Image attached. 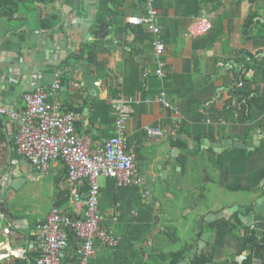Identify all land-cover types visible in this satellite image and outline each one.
Here are the masks:
<instances>
[{
    "label": "crops",
    "instance_id": "obj_1",
    "mask_svg": "<svg viewBox=\"0 0 264 264\" xmlns=\"http://www.w3.org/2000/svg\"><path fill=\"white\" fill-rule=\"evenodd\" d=\"M6 1L9 3L0 6V32L11 24L22 29L28 26L35 32V39H39L36 33L44 31L43 37L47 41L54 35L60 46L65 39L62 33L68 32L69 42L61 48L72 47L75 33H79L74 30L76 26L79 28V22L73 11L54 30L64 17L58 3H54L56 0ZM94 2L93 5L82 3L81 9L86 15L92 6L99 15L101 5L107 8V16L101 17L100 21L114 28L115 39L120 40L119 48L114 55L105 46L95 52L84 47L82 59H87L93 70L96 68L97 90L89 89L79 78L83 70L77 78V75L69 77L65 94L61 87L58 94L62 111L79 114L75 122L76 133L89 137L91 149L96 151L116 135L112 101L124 99L130 109L126 127L128 150L134 153L140 148V155L149 159L152 157L147 154V148H156V142L165 139L163 154L166 156L173 149L179 150L177 159L182 162V175L185 169L188 170L192 183L188 189L181 185L180 189L172 188L173 199H163L158 191L154 192L162 204L157 208L159 224L153 216L154 204L141 194L144 187H119L114 179L102 177V225L113 231L119 243L109 246L96 238L90 264H171L173 253L187 248V256L176 263L179 264L190 256L191 246H194L193 238L189 239L187 232L194 228L195 214L188 210H192L199 199L200 186L205 184L206 187L208 210L205 214H208L219 212L227 204H245L241 201L242 195L254 190L264 179L260 174L264 167V107L260 106L264 105V0H154L164 45V79L156 73L151 32L144 25L131 26L129 23V18L145 11L144 1ZM203 15L212 20V29L199 36L188 34L191 23ZM239 66L242 69L236 79L234 73ZM62 70L57 72L60 73L59 80L66 72ZM40 76L45 77V72ZM162 91L166 92L171 108L156 101ZM25 93L20 96L24 98ZM25 106L24 100H17L14 108L7 111L22 113ZM2 109L0 114L5 118L0 116V176L4 182L0 191V264H37L35 226L47 218L53 206L69 210L74 218L80 217L82 211L72 198L74 184L68 181L64 161L52 160L47 172L38 170L18 150L17 134L21 122L3 113ZM147 126L159 128L161 135L148 134ZM257 134L263 136L261 140L254 138ZM186 139L192 144L186 143ZM229 140L256 147L254 150L221 147ZM195 142L200 147L196 148ZM201 150L205 167L214 182H206L198 160ZM154 173L159 175L155 168ZM176 174L173 166L171 184ZM9 177L13 179L9 180ZM14 183L18 188H12ZM79 189L86 196L87 183L80 182ZM218 197L229 199L224 201ZM167 212L171 214L169 217L165 216ZM186 212L187 218L184 217ZM226 222L230 229L221 235L218 227ZM203 232L211 235L205 249L197 254H212L211 264L239 254L238 240L247 236L255 235L253 253L260 244V239H255V225L233 224L225 217L204 225ZM194 234L197 233L194 231ZM70 237L69 260L78 262L76 249L80 245L74 230H70ZM261 251L264 254V248Z\"/></svg>",
    "mask_w": 264,
    "mask_h": 264
},
{
    "label": "built area",
    "instance_id": "obj_2",
    "mask_svg": "<svg viewBox=\"0 0 264 264\" xmlns=\"http://www.w3.org/2000/svg\"><path fill=\"white\" fill-rule=\"evenodd\" d=\"M145 11L129 18V23L144 25L152 34V45L155 52L156 73L165 78L164 45L160 38L161 28L157 24L158 10L154 0H143ZM213 27L209 16L203 15L195 19L187 32L193 36L207 33ZM60 73L49 89L39 87L24 94L26 103L22 113L6 111L13 119L21 122L17 134V146L31 164L38 170L47 172L52 160L61 159L67 166L68 181L74 184L72 198L76 207L82 211L81 216L74 218L69 210L53 206L45 220L35 226V242L39 253L37 264H90L94 254V240L100 239L104 244L116 246L119 238L103 227L100 214V177L112 178L117 186H141L140 177L135 164V154L127 148L126 127L130 109L128 102L122 98L112 101L116 115V135L109 138L96 151L91 149V139L76 133L75 122L79 114L63 112L58 100L60 90ZM152 100H147L150 102ZM156 101L171 108L166 92L162 91ZM150 135H161L159 128L147 126ZM86 182V196L79 189L80 182ZM70 230H74L80 245L76 249L78 262L70 259L72 241ZM259 258L254 264H261Z\"/></svg>",
    "mask_w": 264,
    "mask_h": 264
},
{
    "label": "water",
    "instance_id": "obj_3",
    "mask_svg": "<svg viewBox=\"0 0 264 264\" xmlns=\"http://www.w3.org/2000/svg\"><path fill=\"white\" fill-rule=\"evenodd\" d=\"M54 3H58L59 9L64 15L62 23L59 26H56L54 30H57L63 24L65 17L70 15L72 11L73 16L78 19L79 28L76 26L74 27V30H77L76 32L79 33H75L74 37L76 39L74 38L72 41V47L67 49L61 48L62 45L65 43L67 44V41L69 42L68 32L62 33V38L65 39L61 41V46L56 42L54 35H51V40L47 41L43 37L44 31L36 33L39 34L36 36L39 39H35V32H32L28 26L22 29L16 28L11 24L4 29V31L0 32V110L4 107L6 111L8 109H13L14 102L17 100H24V98L20 96L23 92L33 91L39 87H46L49 89L56 79V73L58 71L63 72L62 69L66 70L60 79L61 91L63 94H65V85H69L70 83L68 78L76 75L75 78H77L82 70L79 78L84 80L89 89L93 91L97 90L96 83L98 80L95 78L96 68L93 70L89 61L87 59H82L83 53L81 51H84V47H88V49H94L95 52V50H99L100 46H105L107 50H110L116 55L120 42V40L115 39L116 31L104 21H100L102 19L101 17L107 16L108 14L106 7L101 5L98 15V12H95L91 6L85 15L83 9H81L82 3L93 5L95 3L94 0H56ZM65 22L67 23V26L71 25L67 20ZM39 40H42V43ZM38 46H41V48L35 49ZM139 55L142 57L141 53H139ZM112 66H114V64ZM241 69V66L236 68V72L234 73L236 79L238 78ZM42 72H45V77L40 76V73ZM29 84L32 85L30 88L27 86ZM0 116L5 118V115L3 114H0ZM262 137L261 134L254 136L256 140H261ZM164 140L165 139L157 141L156 148H147V154L152 158L148 159L141 156L140 148L134 150L136 168L140 175H144V179L147 182L146 186L142 189L141 194L145 200L149 202L151 200V203L154 204L156 209L153 212V216L155 220H158L159 224L160 216L157 208H160L162 204L153 194L156 190L157 181L164 186L169 185L172 176V167L174 166L177 174L173 178V186L180 189L181 186L179 179L182 176V162L177 159L179 150L173 149L165 156L163 154L165 151ZM185 142L192 144L189 139H186ZM195 143L196 148L200 147V145L197 144L198 142ZM201 145H203V140ZM233 146L238 148L247 147L245 143L239 142V140H229L221 147L228 149ZM255 147L256 146L247 148L254 150ZM198 160L203 173L205 174L206 182H214L210 177L209 170L205 167L202 150L198 155ZM154 168L159 171V177L154 173ZM1 176L0 191H2V185L4 184L3 181L1 182ZM8 179L12 180L13 178L9 177ZM191 183L192 181H190V184ZM11 186L13 189L18 188V185L15 183L11 184ZM188 188L189 187L186 189ZM199 190V199L195 203L193 209L188 210V212H194L195 214L193 216V219H195L193 222L194 228L193 230L188 229L187 232L188 238H193L191 242L194 243V246H191L190 256L179 264H186L187 261L191 262L199 250L205 249L204 246L206 241L210 238L211 233L203 232L204 225H208L223 217L233 224H242L247 227L255 225V239H260V244L255 250L259 252L264 248V179L254 190L247 191L242 195L241 201H245V204H227V207L219 212H211L208 214H205V211L208 210V204L206 203V197L204 194L206 190L205 184L200 186ZM168 195L171 198L174 197L170 193H168ZM218 199L220 198L218 197ZM228 199V197H222L220 200L226 201ZM187 214V212L184 214L185 218H187ZM170 215L169 212L165 214L166 217H169ZM194 231L197 233L196 235L194 234ZM253 241L254 239L248 242L247 248L241 254L234 253L218 264H231V262L235 260L239 262L244 261L253 253Z\"/></svg>",
    "mask_w": 264,
    "mask_h": 264
},
{
    "label": "trees",
    "instance_id": "obj_4",
    "mask_svg": "<svg viewBox=\"0 0 264 264\" xmlns=\"http://www.w3.org/2000/svg\"><path fill=\"white\" fill-rule=\"evenodd\" d=\"M9 2H7L6 0H0V6H4L6 4H8ZM246 106V105H244ZM261 107H264L263 104H260ZM247 110V109H246ZM261 175H264V167L262 168V170L260 171ZM229 226L226 223H221L218 227L219 233L222 235H224L227 230H229ZM255 237V235H250L245 237L243 240H238V250L237 252L240 254L242 253L246 247L249 241L253 240V238ZM187 248L183 251V252H175L173 253V262H171V264H176L180 259H183L187 256ZM39 255V253L37 254ZM254 257H259L262 259V264H264V254L263 251L260 252H255L251 255H249L244 261L242 262H238V261H233L231 264H253V260ZM37 261V259H36ZM213 263V257L212 254H209L208 252H202L200 254H197L195 256V258L192 260L191 264H211ZM33 264V263H32Z\"/></svg>",
    "mask_w": 264,
    "mask_h": 264
},
{
    "label": "flooded vegetation",
    "instance_id": "obj_5",
    "mask_svg": "<svg viewBox=\"0 0 264 264\" xmlns=\"http://www.w3.org/2000/svg\"><path fill=\"white\" fill-rule=\"evenodd\" d=\"M140 177L142 178V184H141V186L140 187H145L146 186V181H145V179H144V175H140ZM158 177H159V175H158ZM172 188H175L174 186H173V184H171L170 182H169V185H167V186H164L162 183H160L159 181H157V185H156V190H155V192L156 191H158L161 195H162V197H163V199H166V198H171V197H169V195H168V193H170V190L172 189ZM153 194H154V192H153ZM155 195V194H154ZM156 197H158L157 195H155ZM174 198V197H173ZM173 198H171V199H173ZM159 199V198H158Z\"/></svg>",
    "mask_w": 264,
    "mask_h": 264
},
{
    "label": "rangeland",
    "instance_id": "obj_6",
    "mask_svg": "<svg viewBox=\"0 0 264 264\" xmlns=\"http://www.w3.org/2000/svg\"><path fill=\"white\" fill-rule=\"evenodd\" d=\"M181 177H182V178H180L181 181L179 179L180 185L183 186V187H185V188L189 187V185H190V179H189V177L190 176H189L188 170L185 169L184 170V173H183V175ZM101 180H102V177L99 178V181H101Z\"/></svg>",
    "mask_w": 264,
    "mask_h": 264
}]
</instances>
